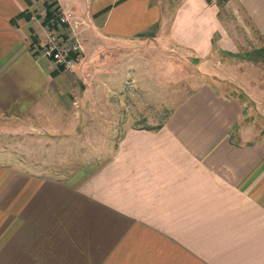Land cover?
<instances>
[{"label":"crops","instance_id":"obj_1","mask_svg":"<svg viewBox=\"0 0 264 264\" xmlns=\"http://www.w3.org/2000/svg\"><path fill=\"white\" fill-rule=\"evenodd\" d=\"M48 1L0 0V114L42 117L53 135L82 134L86 98L134 89L148 70L135 58L167 43L200 64L214 46L242 57L228 22L241 17L264 53V0H54L78 21L67 71L30 49ZM250 109L201 80L158 122L117 127L97 164L53 176L0 162V264H264V138H248Z\"/></svg>","mask_w":264,"mask_h":264},{"label":"rangeland","instance_id":"obj_2","mask_svg":"<svg viewBox=\"0 0 264 264\" xmlns=\"http://www.w3.org/2000/svg\"><path fill=\"white\" fill-rule=\"evenodd\" d=\"M177 1L158 0L171 6ZM171 6L165 8L167 13L173 10ZM223 11L230 15L227 9ZM228 22H231L229 27L234 28L237 40L241 37L237 47L239 52L244 51L240 54L242 57L222 52L214 46L210 59H205L210 61L208 66V62L200 64L194 60L196 57L170 43L162 47L164 54L153 55L146 61H142L137 53L134 64L139 59L138 63L148 67L145 76L135 73L134 89L125 90L126 80L120 82L113 91L118 92L116 100L109 98L111 93L108 91L100 101L87 97L82 134L70 135L71 129L53 135L45 131L47 127L42 117L0 114V162H11L53 176L68 175L88 163L97 164L111 153L120 131L117 127L126 123L158 122L201 80L213 82L219 89L239 96L247 107L251 104L249 113L253 124L249 126L251 135L248 138H264V53L256 56L254 47L258 40L254 34L251 35L253 39L244 38V27L249 25L246 19L237 17Z\"/></svg>","mask_w":264,"mask_h":264},{"label":"built area","instance_id":"obj_3","mask_svg":"<svg viewBox=\"0 0 264 264\" xmlns=\"http://www.w3.org/2000/svg\"><path fill=\"white\" fill-rule=\"evenodd\" d=\"M72 16L70 10H56L55 15L48 19L41 43H30L36 58L50 59L67 71L73 69L80 57L81 44L77 33L73 31L78 21L73 20Z\"/></svg>","mask_w":264,"mask_h":264},{"label":"trees","instance_id":"obj_4","mask_svg":"<svg viewBox=\"0 0 264 264\" xmlns=\"http://www.w3.org/2000/svg\"><path fill=\"white\" fill-rule=\"evenodd\" d=\"M44 7H45L44 19H49L50 17H53L55 15V11L57 10V5L55 4L54 0L45 3Z\"/></svg>","mask_w":264,"mask_h":264}]
</instances>
